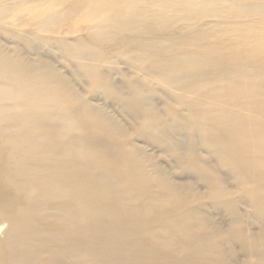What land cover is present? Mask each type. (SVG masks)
I'll return each instance as SVG.
<instances>
[{"label":"bare ground","instance_id":"obj_1","mask_svg":"<svg viewBox=\"0 0 264 264\" xmlns=\"http://www.w3.org/2000/svg\"><path fill=\"white\" fill-rule=\"evenodd\" d=\"M77 16L82 38L28 31ZM4 21L0 264H264V0H0Z\"/></svg>","mask_w":264,"mask_h":264},{"label":"rangeland","instance_id":"obj_2","mask_svg":"<svg viewBox=\"0 0 264 264\" xmlns=\"http://www.w3.org/2000/svg\"><path fill=\"white\" fill-rule=\"evenodd\" d=\"M38 8V6H32L29 8H24L21 11H19V9H14L13 11V15L14 14H19L20 12H26V13H33L36 9ZM33 16V15H32ZM45 17L44 13H41L38 17H31V19L28 20L29 23H34L37 21V19H43ZM83 18L81 16H77L74 19L71 20V22L68 23H64L62 25H59L58 27H56V29L54 30L56 32V34H50V33H45V32H41L38 31V29H36L35 27H29L28 31H32L33 35L36 37H40V38H53V39H77V38H82L85 37L88 33V30L86 26H84V28H82L81 30L78 29V31L75 29H73L72 27H80L83 25ZM8 21V20H6ZM6 21L0 23V27L2 28H7V25H5ZM12 29L14 30H19L18 28L12 27ZM63 33H65L63 35ZM1 39V37H0ZM151 65L147 64L144 65V68L150 69ZM203 153V151H202ZM201 189V187H200Z\"/></svg>","mask_w":264,"mask_h":264}]
</instances>
